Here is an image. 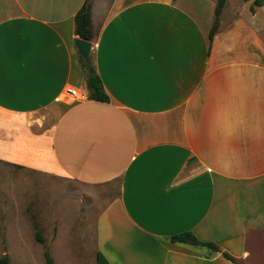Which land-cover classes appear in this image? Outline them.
I'll use <instances>...</instances> for the list:
<instances>
[{
	"label": "crops",
	"instance_id": "1",
	"mask_svg": "<svg viewBox=\"0 0 264 264\" xmlns=\"http://www.w3.org/2000/svg\"><path fill=\"white\" fill-rule=\"evenodd\" d=\"M255 1L226 0L210 42L217 0H0V161L105 189L96 261L100 252L109 264H234L228 253L256 264L264 4ZM86 3L108 103L88 98L79 63L75 16ZM185 232L219 251L169 241Z\"/></svg>",
	"mask_w": 264,
	"mask_h": 264
},
{
	"label": "rangeland",
	"instance_id": "2",
	"mask_svg": "<svg viewBox=\"0 0 264 264\" xmlns=\"http://www.w3.org/2000/svg\"><path fill=\"white\" fill-rule=\"evenodd\" d=\"M103 190L0 161V257L9 256L12 264H47L49 250L55 264H95ZM255 224L264 226V216ZM255 255V263L264 264V229Z\"/></svg>",
	"mask_w": 264,
	"mask_h": 264
},
{
	"label": "trees",
	"instance_id": "3",
	"mask_svg": "<svg viewBox=\"0 0 264 264\" xmlns=\"http://www.w3.org/2000/svg\"><path fill=\"white\" fill-rule=\"evenodd\" d=\"M176 1V0H173ZM250 1V0H244ZM226 0H217L215 9V20L213 27L209 33L210 42L213 41L215 35L219 31L220 16L225 7ZM256 6L260 4L259 0L254 3ZM251 11L254 12V7H251ZM75 35L85 41L93 42L95 39V32L92 22V4L86 3L81 10L75 16ZM79 63L85 74V86L88 92V98L93 101L108 103L110 98L105 92L100 76L98 75L91 54L89 59H84L79 53ZM37 240L40 243H45L40 232H37ZM172 243L186 244L191 246H197L208 249L211 253H217L219 251L218 246L215 243L203 242L192 232H185L169 238ZM223 257L233 262L234 264H240L234 257L228 253H224ZM45 259L47 264H55L49 250L45 251ZM0 264H12L9 256L5 255L0 257ZM96 264H109L107 259L99 252L97 255Z\"/></svg>",
	"mask_w": 264,
	"mask_h": 264
},
{
	"label": "water",
	"instance_id": "4",
	"mask_svg": "<svg viewBox=\"0 0 264 264\" xmlns=\"http://www.w3.org/2000/svg\"><path fill=\"white\" fill-rule=\"evenodd\" d=\"M91 1L92 0H89V2ZM75 43H76V47L79 53L81 54V56L86 60L89 59V56L92 52V43L82 40L80 38L76 39Z\"/></svg>",
	"mask_w": 264,
	"mask_h": 264
},
{
	"label": "built area",
	"instance_id": "5",
	"mask_svg": "<svg viewBox=\"0 0 264 264\" xmlns=\"http://www.w3.org/2000/svg\"><path fill=\"white\" fill-rule=\"evenodd\" d=\"M68 96L71 97V99H77V100H83L85 98V95H83L81 92L75 89L68 90Z\"/></svg>",
	"mask_w": 264,
	"mask_h": 264
}]
</instances>
